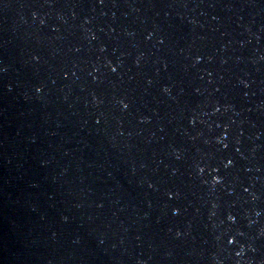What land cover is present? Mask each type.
<instances>
[{"label":"water","instance_id":"water-1","mask_svg":"<svg viewBox=\"0 0 264 264\" xmlns=\"http://www.w3.org/2000/svg\"><path fill=\"white\" fill-rule=\"evenodd\" d=\"M0 264H264V0H0Z\"/></svg>","mask_w":264,"mask_h":264},{"label":"snow or ice","instance_id":"snow-or-ice-1","mask_svg":"<svg viewBox=\"0 0 264 264\" xmlns=\"http://www.w3.org/2000/svg\"><path fill=\"white\" fill-rule=\"evenodd\" d=\"M113 71H115V69H113ZM125 107H127L126 105H125ZM229 163H231V161H229ZM230 219H233V217H229Z\"/></svg>","mask_w":264,"mask_h":264}]
</instances>
